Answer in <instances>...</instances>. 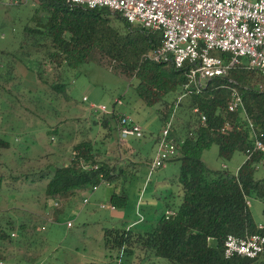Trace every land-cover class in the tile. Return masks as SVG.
<instances>
[{
    "label": "trees",
    "instance_id": "trees-1",
    "mask_svg": "<svg viewBox=\"0 0 264 264\" xmlns=\"http://www.w3.org/2000/svg\"><path fill=\"white\" fill-rule=\"evenodd\" d=\"M36 2L44 13L43 17L33 27L23 28L18 51L0 52V90L4 91L5 85L12 81L17 65H25L30 53L42 48L49 61L62 71L61 80L58 77L59 82L51 86L57 94H65L63 78L67 74H78L77 71L91 64L98 53L110 61L112 71H120L136 82L137 96L148 108L162 102L172 107L173 100L185 95L177 112L180 123L172 125L170 134L178 149L176 158L170 162L179 164L176 183L180 203L173 207L165 202L157 219L146 220V211H143V215L139 212L143 219L141 223L137 221L125 229H104L103 246L110 255V262L120 260L122 264L121 258L146 252L168 264H250L240 258L225 260L223 243L229 235L259 234L264 237V226L262 230L258 229L249 206L245 204L246 199L259 201L264 216V176L258 178L256 170L264 161V153L254 154L236 173L228 169L211 171L201 156L212 146L217 147V157L224 163L230 162L235 153L244 156L253 145L245 116L254 125L264 147V80L260 74L241 64L227 77L208 81L201 92L194 93L191 89L187 94L183 91L186 83L184 70L176 71L147 58L151 51L160 47L159 33L133 27L107 9L88 10L62 0ZM219 56L227 59L225 55ZM231 89L240 94L244 114L227 113ZM195 109L206 117L204 125L198 115L193 114ZM168 117L169 113L164 124ZM224 121H229L232 128L220 133ZM93 124L106 131L104 138L109 140L112 132H116L117 116L115 113L101 116ZM133 141L140 144L141 139ZM11 146L0 140V149ZM100 151L101 146L96 148L91 140H86L71 148L67 164L47 165L38 172L28 169L19 177H6L0 172V194L4 185L15 190L16 180L26 184L43 182L46 200L60 199L70 206V201L79 198L81 193L108 185L116 189L108 204L115 210H124L128 196L122 185L129 183L133 174L125 167L111 165L104 157L105 152ZM120 187L123 189L119 190ZM167 211L174 212V216L167 218ZM38 225L39 222L30 228L27 222L0 213V260L3 261L5 254L2 245L14 243V232L20 242L25 235L37 233ZM138 225L143 226L141 231L137 229ZM255 264H264V254Z\"/></svg>",
    "mask_w": 264,
    "mask_h": 264
},
{
    "label": "rangeland",
    "instance_id": "rangeland-1",
    "mask_svg": "<svg viewBox=\"0 0 264 264\" xmlns=\"http://www.w3.org/2000/svg\"><path fill=\"white\" fill-rule=\"evenodd\" d=\"M43 14L36 0L21 5L0 0V52L18 51L23 28L33 27ZM24 64L17 65L12 81L5 85L4 91L0 90V140L12 144L9 149H0V172L6 177H19L28 169L38 172L46 169L47 165L67 164L71 148L91 140L96 148L101 146L100 152H105L104 157L111 165L125 167L133 175L126 185L127 207L114 212L97 207L99 197L105 196V201L98 204L106 206V199L116 190L108 185L98 187V193V189L81 193L80 199L71 201L79 202L74 208L60 199L46 200L43 182L26 184L16 180L15 190L4 185L0 194V213L25 221L30 228L39 222L37 229H45L25 235L20 242L14 232L15 237H11L14 243L2 245L5 254L0 264H115L116 261L110 262V255L103 246L104 229L131 227L139 219L137 208L142 215L146 211V220L157 219L164 201L170 196L171 206L177 207L180 203L177 201V162L167 163L165 168L147 177L148 165L154 155L152 138L160 135L166 115L169 113L167 120L172 116L176 100H173L172 107L165 102L146 107L137 96L136 82L120 71H112L110 61L98 53L91 64L77 71L78 74H67L63 78L66 97L51 88L59 82L62 71L49 61L45 50H34ZM84 98L86 102H83ZM116 100H120L122 105L114 108L115 113L130 117L143 130L140 144L134 142L135 146L141 145L136 155L124 152L115 131L111 139L105 140L106 131L93 124L104 115L93 112L89 107L104 106L111 111ZM178 108L173 114V125L180 123ZM201 160L211 171L226 168L236 173L240 163L244 162V156L235 153L230 162L224 163L217 157V147L212 146L203 152ZM263 176L264 169L258 170L257 177ZM84 199L90 203L84 205ZM54 201L59 204L58 209H54ZM262 209L259 201L249 199L254 223L264 226ZM122 214L126 215L124 219L119 217ZM68 222L72 224L69 229L66 227ZM137 229L141 231L143 226ZM112 257L115 260V256ZM121 263L168 264L146 252L123 257Z\"/></svg>",
    "mask_w": 264,
    "mask_h": 264
},
{
    "label": "built area",
    "instance_id": "built-area-1",
    "mask_svg": "<svg viewBox=\"0 0 264 264\" xmlns=\"http://www.w3.org/2000/svg\"><path fill=\"white\" fill-rule=\"evenodd\" d=\"M14 5L27 3L29 0H7ZM72 6L88 10L107 9L117 13L129 25L140 28L148 33L161 35L160 47L151 51L147 58L154 63L184 70L186 83L183 91L199 93L205 84L213 79L225 78L229 72L241 64L246 69L259 73L264 80V0H62ZM217 54V55H216ZM219 55L227 56L226 60ZM185 95L179 96L174 103V111L178 108ZM87 100L84 98L83 102ZM122 105L120 100L113 104ZM114 107V108H115ZM114 108L108 111L104 106H90L93 112L109 116L115 113ZM241 112L244 114L240 94L231 89L227 104L229 115ZM116 134L119 142L139 140L143 137L142 128L133 123L127 116L117 114ZM173 114L165 122L155 143L154 155L148 168L149 178L155 171L165 168L166 164L176 158L178 149L175 140L171 138ZM193 114L198 115L200 123H206V117L197 109ZM247 127L253 138V145L245 152L244 162L254 154H263L264 147L258 140V134L252 122L245 116ZM232 125L224 121L219 132L230 131ZM226 169V168H223ZM264 169L261 161L256 170ZM98 188H93L95 192ZM84 205L88 204L84 200ZM249 206V199L245 201ZM51 205V201H49ZM54 209L59 204L52 202ZM99 209L114 212L115 209L107 204H100ZM136 214L138 223L143 221ZM166 217L174 216L167 211ZM69 229L71 222L66 223ZM45 228L42 229L44 231ZM259 230L263 226H258ZM12 237H15L13 234ZM264 254V237L259 234H245L243 237L229 235L223 243L225 260L236 258L250 261V264L260 259ZM120 264V260L117 262Z\"/></svg>",
    "mask_w": 264,
    "mask_h": 264
},
{
    "label": "crops",
    "instance_id": "crops-1",
    "mask_svg": "<svg viewBox=\"0 0 264 264\" xmlns=\"http://www.w3.org/2000/svg\"><path fill=\"white\" fill-rule=\"evenodd\" d=\"M123 114V113H122ZM125 115V114H124ZM128 117V116H127ZM133 123H135V124H137V125H139L137 122H135L134 120H132L130 117H128ZM117 139H118V137H117ZM156 140H157V137L156 138H152V141H153V144H154V150H155V143H156ZM121 143V142H120ZM121 145L123 146V148H124V152H127L128 154H130V155H136L138 152H139V147L141 146V145H139V146H135V145H137L136 143H134V141L133 140H128L125 144H122L121 143ZM171 163V162H170ZM244 162L242 161L241 163H240V166L243 164ZM239 166V167H240ZM238 167V168H239ZM148 168H149V165H148ZM238 170V169H237ZM126 185L128 186V183H126V182H124L123 183V188L127 191V187H126ZM121 186V187H122ZM112 187V186H111ZM118 188L119 190L120 189H123V188ZM99 192V189L97 190V192L96 193H98ZM111 195V194H110ZM109 198H110V196L108 197V199H106V202H107V204H108V200H109ZM170 198H171V196L169 197V199L168 200H165L164 202H166V203H168V205H171V200H170ZM177 198H178V202H180V197L177 195ZM79 199H80V197H79ZM83 199V198H82ZM81 199V200H82ZM84 200H87V199H84ZM88 201V200H87ZM97 207H99V205L100 204H98V203H100V202H104L105 201V196L103 195V196H101V197H99V200L97 199ZM88 203H90V201L88 202ZM165 204V203H164ZM79 205V202L78 203H72L71 201H70V206H71V208H74V207H76V206H78ZM70 208V209H71ZM70 209H68V210H70ZM112 214V213H111ZM125 214H122V215H120L119 217L121 218V219H124L125 218ZM258 226H262V225H258Z\"/></svg>",
    "mask_w": 264,
    "mask_h": 264
}]
</instances>
